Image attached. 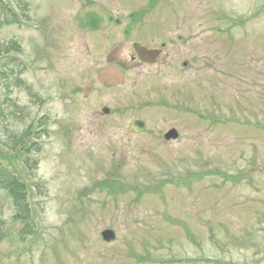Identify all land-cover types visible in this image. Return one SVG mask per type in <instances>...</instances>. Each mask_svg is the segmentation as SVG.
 I'll list each match as a JSON object with an SVG mask.
<instances>
[{
	"label": "rangeland",
	"instance_id": "rangeland-1",
	"mask_svg": "<svg viewBox=\"0 0 264 264\" xmlns=\"http://www.w3.org/2000/svg\"><path fill=\"white\" fill-rule=\"evenodd\" d=\"M22 6L21 26L0 29L22 53L0 68L25 67L0 92V142L41 117L46 131L14 162L36 235L0 191V264H264V0ZM140 40L168 42L173 67L105 88L99 71L127 67Z\"/></svg>",
	"mask_w": 264,
	"mask_h": 264
},
{
	"label": "trees",
	"instance_id": "trees-1",
	"mask_svg": "<svg viewBox=\"0 0 264 264\" xmlns=\"http://www.w3.org/2000/svg\"><path fill=\"white\" fill-rule=\"evenodd\" d=\"M19 9L22 11L25 9L22 6V0H14ZM23 8V9H22ZM20 25L19 16L15 11L6 3L5 0H0V29L8 26ZM21 50L13 42L7 46H0V60L8 56L12 52H20ZM25 68L20 65H15V62L6 70H0V92L10 93L9 82L10 78L16 74L23 75ZM9 98L0 94V120L5 122L6 101ZM32 126H30L22 134H12L10 142L2 143L3 147H6L11 155L5 156L3 151L0 150V191L6 192L12 199L15 208V220L24 223L22 236L33 235L36 232V226L32 218L31 206L28 199V187L26 181L23 180V173L19 171L17 163H14L18 153H21V147L24 146V142L31 135ZM38 149V148H37ZM39 150V149H38ZM9 153V154H10ZM28 169H32V165L26 162Z\"/></svg>",
	"mask_w": 264,
	"mask_h": 264
},
{
	"label": "flooded vegetation",
	"instance_id": "flooded-vegetation-1",
	"mask_svg": "<svg viewBox=\"0 0 264 264\" xmlns=\"http://www.w3.org/2000/svg\"><path fill=\"white\" fill-rule=\"evenodd\" d=\"M171 43H173V41H171ZM136 44H140L142 45V47H145L146 49L150 50V51H158V58L157 60L155 61V63H146L144 62L141 57L139 56V54H137V52L135 51V45ZM169 43L166 42V41H163L161 42V44H158L157 46H154L153 44L149 43V42H146L144 40V42L142 40H140L139 42H135L133 44V52L132 54L130 55L129 57V65H127V67H123L122 69H127V68H131V69H137V68H146V67H156V66H161V68H170V67H173V65L175 64L176 62V58L174 55H172L170 53V50H169ZM169 51V52H168ZM189 65V63L186 61L183 63V66L185 68H187ZM126 66V64H125ZM175 69H177V67H175ZM125 73H127V71H125ZM174 105V104H173ZM103 112H105L106 114H109V110H103ZM142 121L140 120H137L135 122V126L138 127L139 129L143 130L144 131L146 130V124L144 123H141ZM172 130H177L176 128H170L167 133L165 132L163 134L164 136V140L167 144H171L173 142H175V140H166V136L172 131ZM179 135V133H178ZM172 136H175V133H173ZM179 140V139H178ZM177 140V141H178Z\"/></svg>",
	"mask_w": 264,
	"mask_h": 264
},
{
	"label": "water",
	"instance_id": "water-1",
	"mask_svg": "<svg viewBox=\"0 0 264 264\" xmlns=\"http://www.w3.org/2000/svg\"><path fill=\"white\" fill-rule=\"evenodd\" d=\"M135 49L141 59L146 62L150 61V63H154L158 56L157 52L148 51L145 48H142L140 45H135ZM99 80L101 82H104L107 86L120 85L124 83V73L122 71H118L113 67H108L100 71ZM115 238L116 236L114 232L110 230L103 233V239L106 242H111L115 240Z\"/></svg>",
	"mask_w": 264,
	"mask_h": 264
}]
</instances>
